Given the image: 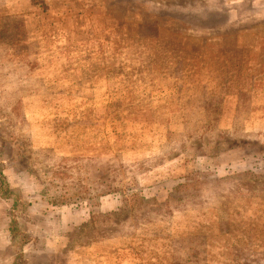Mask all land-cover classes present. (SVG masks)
Segmentation results:
<instances>
[{
  "label": "rangeland",
  "instance_id": "rangeland-1",
  "mask_svg": "<svg viewBox=\"0 0 264 264\" xmlns=\"http://www.w3.org/2000/svg\"><path fill=\"white\" fill-rule=\"evenodd\" d=\"M0 264H264V0H0Z\"/></svg>",
  "mask_w": 264,
  "mask_h": 264
},
{
  "label": "trees",
  "instance_id": "trees-1",
  "mask_svg": "<svg viewBox=\"0 0 264 264\" xmlns=\"http://www.w3.org/2000/svg\"><path fill=\"white\" fill-rule=\"evenodd\" d=\"M55 190H57V189H55ZM64 194V193H63ZM59 195L62 197L63 195L59 192ZM128 196H131V194L130 195H125V193H123V198H126L125 200H127L126 201V204H125V208L126 209H128V211L129 210H131V209H139L138 207H133L134 206V204L132 205V203H133V201H131V199L132 198H134V196L133 197H131V199H130V197H129V199L127 198ZM73 198H78L77 196H74ZM12 207L11 208H13V207H16V201H14L13 200V202H12V205H11ZM113 212V211H112ZM111 212V213H112ZM106 213V212H105ZM105 213H103V212H95L94 213V220H97L99 217H101L102 215L101 214H105ZM112 214H114V213H112ZM109 217L108 215H104V217H103V220L104 219H106L107 217ZM91 217H92V215H91ZM9 229H10V227H9ZM11 231H12V240L16 243L17 241H18V239H17V234H16V227H11V229H10Z\"/></svg>",
  "mask_w": 264,
  "mask_h": 264
}]
</instances>
